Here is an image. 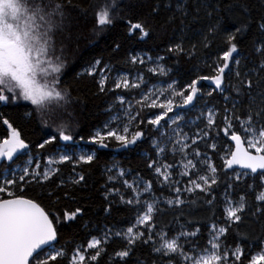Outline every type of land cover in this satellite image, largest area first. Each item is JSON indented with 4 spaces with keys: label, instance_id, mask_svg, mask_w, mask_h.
Segmentation results:
<instances>
[{
    "label": "snow or ice",
    "instance_id": "1",
    "mask_svg": "<svg viewBox=\"0 0 264 264\" xmlns=\"http://www.w3.org/2000/svg\"><path fill=\"white\" fill-rule=\"evenodd\" d=\"M162 10L170 14L157 27L152 22ZM73 11L81 18L91 17L94 34L109 32L123 22L127 35L140 41L178 20L164 51L188 60L200 48H209L220 35L225 37L226 48L212 63L205 62L211 74L196 69L194 77L189 72L186 82L172 77L153 83L139 70L134 79L130 73L113 76L110 62L95 59L86 74L99 75V91L115 93V105L106 109L112 114L101 126L77 139L74 122L56 124L71 115L69 108L74 103L62 79L66 68L64 41L58 43L57 39H70V33H65ZM130 13L123 0H91L87 6L74 0H0V106L30 105L27 118L36 117L45 127L55 125V134H46L35 145L37 150L60 141L96 146L79 154L59 147L33 154L32 145L3 118L11 134L0 142V264H99L108 245L117 239L122 247L108 254V264H132L133 260L135 264H264V15L254 17L247 0H155L143 19H133ZM202 20L208 22L201 25ZM249 32L255 37L254 61L242 51ZM120 48L114 41L112 52L118 53ZM166 61V55L154 58L141 52L129 54L125 62L143 66L153 76L169 77L173 69ZM202 81L214 88L205 93ZM214 93L223 98V114L215 106L201 109L197 119L203 126L197 124L195 132L185 131L187 113L176 110L198 108L205 94L212 97ZM218 117L223 127L217 123ZM220 131L234 142V148L221 147L217 152ZM149 133L155 134L151 139L153 155L147 157L154 180L133 175L131 169L119 164L104 170L105 215L112 214L118 198L120 204L135 209L134 222L115 230L105 226L101 235H91L80 243L60 244V233L73 227L85 214L84 208L51 213L39 201L22 195L25 185L47 187L54 202L65 189L63 198L75 199V189L89 183L80 165H92L101 149L135 152ZM201 144L219 156L221 166L201 150ZM22 155L27 160L13 168ZM66 164L71 166L67 177L61 167ZM117 183L130 195L116 187ZM221 183L223 213L219 222L213 217L219 206L216 189ZM154 184L172 195L157 196ZM241 185L244 190L238 191ZM203 205L211 212L206 238L200 222L191 216L192 206ZM168 212L180 225L174 233L169 224L162 223ZM249 223L254 227L240 230ZM231 232L236 238L229 241ZM143 247L148 248L150 260L136 254Z\"/></svg>",
    "mask_w": 264,
    "mask_h": 264
},
{
    "label": "trees",
    "instance_id": "2",
    "mask_svg": "<svg viewBox=\"0 0 264 264\" xmlns=\"http://www.w3.org/2000/svg\"><path fill=\"white\" fill-rule=\"evenodd\" d=\"M74 2L87 6L91 0H74ZM123 2L129 4V7L131 8L130 15L133 19H143L144 15L150 11L155 0H123ZM247 3L251 8L252 15L254 17L258 18L260 15H264L263 0H247ZM169 14L170 13L162 10L161 15L152 23L158 27L159 24L163 22L164 18ZM207 22V20H202L201 25L206 24ZM178 24L179 21L177 20L176 25H169L166 28H158L150 39L140 41L138 38H130L127 35V29L123 22H118L116 27L109 32L99 35L94 34L92 31L91 17H88L87 19L81 18L79 17L78 12L73 11L70 16L68 33H65V35L70 33V39H64L62 36H58L57 39L58 43L61 39L64 41L66 68L62 79L71 91L74 103L72 107L69 108L71 115L66 116L64 121L57 120L56 124L68 121L74 122L73 126L78 133V139L79 135L87 137V135L94 128L101 126L109 118V115L112 114L106 111V109L110 105H115V93L107 91L101 93L96 83L99 79V75L88 76L85 71L89 65L98 58L102 59L105 63L110 62L113 65V76H115L117 72L130 73V78L134 79L137 70H139L142 71L146 78L153 83L169 81L172 77H177L181 80V82H186L189 79V72L191 71L194 77L196 69L204 74H211V69L205 67V62L209 64L212 63L217 54L221 53L226 48V44L224 42L225 37L223 35L217 36L209 48H200L197 55L192 60H188L185 56L169 54L164 51L165 46L169 43L170 39L173 38V28L177 27ZM254 38V33L249 32L246 35L242 46L244 55L251 56L253 61L256 59L255 56L252 55ZM114 41L119 42L121 45L119 52L115 54L112 52ZM141 52H147L154 58L157 55H166V66L171 67L173 72L170 73L169 77L153 76L151 73H147L143 66H133L125 62L129 54ZM177 61H179L178 64ZM161 63L165 62L162 61ZM102 66L103 65H101V67ZM109 83H111V81ZM201 85L203 86V91L205 93L213 88L206 81H202ZM162 86H166V84ZM136 91L138 90H132V92ZM125 95L130 96L131 93H125ZM205 101H207V104H205ZM212 106H215L217 110L223 114L224 101L222 96L214 93L212 97H208L205 94L198 108L190 107L189 109H177L176 111L181 114L187 113L185 115V121H187L188 127L185 128V131L195 132L197 124L202 127L203 125L201 120L197 119L200 115V110ZM30 108V105L19 108H4L3 106H0V112L3 113V117L0 118V142L8 138L11 134L10 129H8L7 125L3 123V118H7L13 127L20 131L21 136L26 140V142H29L32 145L33 154L37 151L53 152L58 147L68 151L69 153L74 151L77 153L80 150H94L96 148L95 145H88L82 142L65 145L64 142L60 141L57 144L48 145L46 150H37L35 145L38 142H41L45 138L46 134H55L53 131L55 125H53V127H45L38 118H27L25 116V112ZM114 111L115 108L113 109V112ZM193 121H195V124L192 123ZM217 123L221 124V127H223L219 117L217 118ZM215 135L216 134L213 133V136ZM154 136V133H149V138L145 139L142 146L135 152H117L113 148L101 149L97 153V159L92 165H80V168L83 169L86 177H88L89 183L86 188L75 189L73 193L75 199L63 198V191H67V189H65L58 193V195H61V199L58 202H54V198H50L47 195L49 189L36 184L25 185V192L22 193V195L39 201L42 206L51 213L62 214L65 210L73 211L76 207L84 208L85 214L78 218V221L73 225V227H65L62 230L58 237L60 244H64L65 242L80 243L90 238L91 235L99 236L102 234L105 226L111 227L114 230L126 228L135 220L136 212L134 208L120 204L117 198V203L113 205V212L110 216H106L103 211L107 204L103 196V186L107 181V175L104 170L106 166L111 167L114 164H119L126 169H131L133 175L139 173L145 179L154 180L155 178L152 176L151 170L147 167V157L149 155H153L151 149V139ZM228 139L229 138L224 135V132L220 131L219 136L217 137V152L220 151L221 147H231ZM200 147L202 151H207L209 155L213 157L217 166L222 165V161L219 159V156L216 153H213L210 148H205L203 144H201ZM26 160L27 156L22 155L16 164L12 165V167L15 168L17 165H22ZM61 167L65 177L71 174V166L69 164L62 165ZM221 175H223V173H221ZM129 179H131V177H129ZM257 184H259V181H257ZM116 187H119L126 196L130 195V192L125 190L121 184L117 183ZM223 190L224 184L221 183L216 189L219 206L215 210L216 217H213V219H217L219 222H222ZM243 190L244 187L241 185V188L238 189V191ZM154 191L157 196H161L162 198L164 196L172 195L167 191V189H161L159 185L156 184H154ZM199 204L202 205V202H199ZM161 207L165 206L161 205ZM191 216L194 220H198L200 222L199 226L206 238L209 217L211 216V212L208 210V207L206 205L192 206ZM162 223L169 224L170 231L173 233L180 227L179 224L172 220L171 212L165 213ZM181 223H183V218L181 219ZM251 227H254V225L250 223L244 224L240 226V230L247 231ZM259 230L260 229L257 228V231ZM235 238V233L231 232L228 237L229 241H232ZM69 246H71V244ZM120 247H122V243L118 239L113 240L107 247V254L102 255L100 258L99 264H108V254H111ZM136 254L144 259H151L147 247L138 248ZM132 264H135L134 260Z\"/></svg>",
    "mask_w": 264,
    "mask_h": 264
},
{
    "label": "water",
    "instance_id": "3",
    "mask_svg": "<svg viewBox=\"0 0 264 264\" xmlns=\"http://www.w3.org/2000/svg\"><path fill=\"white\" fill-rule=\"evenodd\" d=\"M228 140H229V143H230L231 147L234 148V142L231 141L230 139H228ZM229 171H231V170H229Z\"/></svg>",
    "mask_w": 264,
    "mask_h": 264
},
{
    "label": "rangeland",
    "instance_id": "4",
    "mask_svg": "<svg viewBox=\"0 0 264 264\" xmlns=\"http://www.w3.org/2000/svg\"><path fill=\"white\" fill-rule=\"evenodd\" d=\"M263 1H264V0H263ZM134 78H135V77H134ZM206 82H207L210 86H212V87L214 88V85H211L210 82H208V81H206ZM80 151H81V150H80ZM80 151H78L77 154H79ZM83 151H84V150H83Z\"/></svg>",
    "mask_w": 264,
    "mask_h": 264
}]
</instances>
